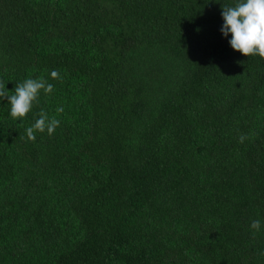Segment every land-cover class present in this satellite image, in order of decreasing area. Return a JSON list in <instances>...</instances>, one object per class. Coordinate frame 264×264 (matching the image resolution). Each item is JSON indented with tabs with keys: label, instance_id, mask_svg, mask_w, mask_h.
Segmentation results:
<instances>
[{
	"label": "trees",
	"instance_id": "16d2710c",
	"mask_svg": "<svg viewBox=\"0 0 264 264\" xmlns=\"http://www.w3.org/2000/svg\"><path fill=\"white\" fill-rule=\"evenodd\" d=\"M222 3L0 0V81L54 85L0 100V264H264V58Z\"/></svg>",
	"mask_w": 264,
	"mask_h": 264
},
{
	"label": "clouds",
	"instance_id": "9594fccd",
	"mask_svg": "<svg viewBox=\"0 0 264 264\" xmlns=\"http://www.w3.org/2000/svg\"><path fill=\"white\" fill-rule=\"evenodd\" d=\"M218 2V0H215ZM221 16L223 25L220 29L224 37L231 35L228 40L233 50L240 52L244 56L253 54L264 58V0H235L233 5L221 4ZM52 79H59L58 70L50 73ZM0 81V100L7 99L10 106V117L23 124V119L30 109L37 103L41 92L49 95L54 91V85L49 83L44 76L37 78H26L20 83H16L10 92ZM64 111L63 107H57L56 113ZM35 122L25 129L27 138L35 140V133L47 132L52 135L59 127L60 121L55 116H49L48 112L41 109L37 114ZM250 136L241 134L238 138L239 143H244ZM253 235L261 229V221L254 219L250 223Z\"/></svg>",
	"mask_w": 264,
	"mask_h": 264
}]
</instances>
